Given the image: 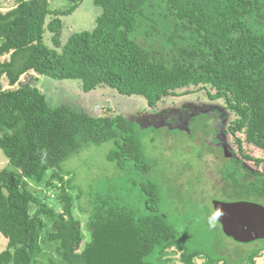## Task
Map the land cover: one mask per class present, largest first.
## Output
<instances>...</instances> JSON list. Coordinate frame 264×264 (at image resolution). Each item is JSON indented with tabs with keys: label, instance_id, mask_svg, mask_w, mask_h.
I'll return each instance as SVG.
<instances>
[{
	"label": "trees",
	"instance_id": "obj_1",
	"mask_svg": "<svg viewBox=\"0 0 264 264\" xmlns=\"http://www.w3.org/2000/svg\"><path fill=\"white\" fill-rule=\"evenodd\" d=\"M71 1L67 9H51L50 0H17L0 11V149L8 158L0 170V233L7 239L0 264H40L45 248L54 254L48 264H167L170 249L181 252V264L198 258L258 264L264 239L249 242L260 245L244 255L234 251L236 259L177 248L178 232L159 213V190L150 181L141 183L142 212L109 185L91 192L78 206L88 218L84 240L73 215L80 195L70 194L79 188L65 160L89 143L111 140L108 158L119 168L131 163L147 173L149 164L135 122L51 107L30 72L78 78L85 91L104 84L142 95L149 106L181 89H206L235 113L228 132L258 166L230 157L219 172L221 185L264 206V155L245 151L253 146L264 153V0H94L102 8L94 29L74 32L58 51L60 16L81 2ZM46 30L55 47L44 43ZM41 186L55 190L61 211L42 201Z\"/></svg>",
	"mask_w": 264,
	"mask_h": 264
},
{
	"label": "rangeland",
	"instance_id": "obj_2",
	"mask_svg": "<svg viewBox=\"0 0 264 264\" xmlns=\"http://www.w3.org/2000/svg\"><path fill=\"white\" fill-rule=\"evenodd\" d=\"M16 3L17 0H0V11L4 12ZM72 4L71 0H50L51 9H67ZM101 12L102 8L94 0H81L72 13L60 16L62 27L57 50H62L74 32L93 30ZM51 35L46 30L43 40L47 46L55 47ZM30 74L35 75L32 84L45 95L51 107L68 106L93 116L122 114L135 122V133L149 164L147 173L135 170L131 163L124 169L119 168L108 158L109 151L114 148L111 140L89 143L65 160L63 167L71 170L73 183L79 188L71 190L70 194L80 195V199L75 198L73 215L81 221L84 240L89 237L88 218L78 206H84L91 192L109 185L142 212L145 196L140 190L141 183L150 181L159 190V213L164 214L166 221L178 232L177 248L196 250L212 259L223 251L236 259L260 245L259 242L239 243L226 237L218 230L220 225L214 216L212 203L215 200L255 201L233 194L221 185L219 172L229 166L228 159L239 157L248 168H258L254 159L243 157L238 143L228 132L235 113L227 108L223 99H210L204 88H188L149 106L142 95L121 94L104 84L85 91L78 78L57 79L33 71ZM8 87L10 85L5 81L4 88ZM245 151L255 158L261 159L264 155L253 146H246ZM7 165L8 158L0 149V170ZM40 191L47 206L61 211L54 189L41 186ZM6 244L7 239L0 233V251ZM234 251L240 254L233 255ZM168 253L170 262L167 264H181L180 251L170 249ZM53 255L45 248L37 260L40 264H48L47 258ZM195 262L204 264L205 259L198 258ZM257 262L264 264V256Z\"/></svg>",
	"mask_w": 264,
	"mask_h": 264
},
{
	"label": "water",
	"instance_id": "obj_3",
	"mask_svg": "<svg viewBox=\"0 0 264 264\" xmlns=\"http://www.w3.org/2000/svg\"><path fill=\"white\" fill-rule=\"evenodd\" d=\"M215 219L223 233L239 243L264 239V206L258 202L238 200L213 201Z\"/></svg>",
	"mask_w": 264,
	"mask_h": 264
}]
</instances>
